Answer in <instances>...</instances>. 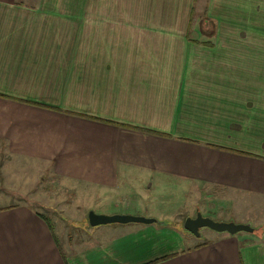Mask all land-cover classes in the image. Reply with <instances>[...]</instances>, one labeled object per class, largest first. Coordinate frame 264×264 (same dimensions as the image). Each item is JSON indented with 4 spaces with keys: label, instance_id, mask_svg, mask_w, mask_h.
<instances>
[{
    "label": "crops",
    "instance_id": "1",
    "mask_svg": "<svg viewBox=\"0 0 264 264\" xmlns=\"http://www.w3.org/2000/svg\"><path fill=\"white\" fill-rule=\"evenodd\" d=\"M62 12L0 0V264H264V97L235 79L258 58L190 42L189 19L72 36ZM167 188L191 203L146 195ZM198 212L262 234L196 237Z\"/></svg>",
    "mask_w": 264,
    "mask_h": 264
},
{
    "label": "rangeland",
    "instance_id": "2",
    "mask_svg": "<svg viewBox=\"0 0 264 264\" xmlns=\"http://www.w3.org/2000/svg\"><path fill=\"white\" fill-rule=\"evenodd\" d=\"M13 1L17 2L18 0ZM21 2L24 4L49 2L55 5L57 10H65L66 12L62 13L66 14L68 17H65L66 20H70L71 23V26H65V31L72 36H79L77 31L81 32L80 36H86L90 29L96 35V29L104 25H107L109 29L106 31H114L119 27L118 21H132V25L136 27L141 22H152L154 24H151V26L154 28L161 19L170 18V15L173 21L179 19L180 32L181 27L185 31L184 23H187V19H190V13H192L193 23L189 35L190 39L214 42L217 36L224 37L228 41L230 51H233L237 57L242 58V63L244 60L241 52L252 53L254 57L258 58V64L260 63V65L256 66L255 63L251 65V61H248L251 58H249L243 64V69L239 73L240 76H236L239 80L236 77L235 79L241 85L247 82L246 85L252 90L254 86L262 87L264 97V0H179V16L175 11L168 13V8H166L168 4H177V0H21ZM67 9L70 11H67ZM206 19H209L212 24L204 25ZM56 26L57 34H59L62 25L57 23ZM126 30L129 29L126 28ZM126 33L134 35L132 31H126ZM135 34L144 35V28L135 29ZM219 45L221 46V44ZM249 95H251V92H249ZM157 190L156 192L151 190L149 193L146 191V195L167 198L170 201L179 198V200H184L186 203H191L190 199L183 196L179 189ZM188 196L194 198L189 193ZM72 198L78 199L81 197L74 196ZM81 202L80 200L79 204L84 206ZM165 206L166 204L161 205L160 208L162 209ZM53 209L58 213L60 208ZM92 210L98 213L96 208ZM79 213L81 214V211H78L77 215L74 213L70 216L79 218ZM86 222L88 223V218ZM206 230L207 233H214L211 229L207 228Z\"/></svg>",
    "mask_w": 264,
    "mask_h": 264
},
{
    "label": "water",
    "instance_id": "3",
    "mask_svg": "<svg viewBox=\"0 0 264 264\" xmlns=\"http://www.w3.org/2000/svg\"><path fill=\"white\" fill-rule=\"evenodd\" d=\"M88 222L91 227H96L108 224H154L157 223L158 220L152 217L136 216L130 214H98L94 210H90L88 213ZM184 228L197 237L201 236V231L204 228H208L219 233H229L231 235H236L240 232L253 234L256 230L249 224L215 221L212 218L204 216L200 212H198L195 217H188L185 220Z\"/></svg>",
    "mask_w": 264,
    "mask_h": 264
},
{
    "label": "trees",
    "instance_id": "4",
    "mask_svg": "<svg viewBox=\"0 0 264 264\" xmlns=\"http://www.w3.org/2000/svg\"><path fill=\"white\" fill-rule=\"evenodd\" d=\"M196 1V0H195ZM192 19H193V14L192 13H190V19H189V23H188V30H187V34H186V36H187V38H188V40L190 41V42H192V43H195V44H200V45H203V46H206V47H208V48H214L215 47V43L213 42V41H199V40H194V39H190V37H189V35L191 34V26H192V23H193V21H192ZM208 25V24H212V22L209 20V19H206L205 21H204V25ZM211 39H213V38H211ZM157 223H159V222H157ZM160 224V223H159ZM162 224V223H161ZM255 233L256 234H258V235H260V234H262V229H256L255 230ZM166 259V258H165ZM161 260H163V259H161ZM161 260H158V261H156V262H159V261H161Z\"/></svg>",
    "mask_w": 264,
    "mask_h": 264
}]
</instances>
